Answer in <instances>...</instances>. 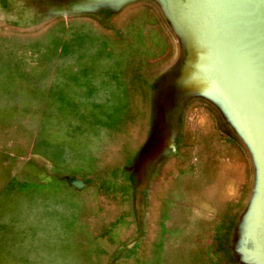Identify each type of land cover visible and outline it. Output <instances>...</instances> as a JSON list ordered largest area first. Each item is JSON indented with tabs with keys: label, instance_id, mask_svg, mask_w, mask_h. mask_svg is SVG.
Segmentation results:
<instances>
[{
	"label": "rangeland",
	"instance_id": "374dc122",
	"mask_svg": "<svg viewBox=\"0 0 264 264\" xmlns=\"http://www.w3.org/2000/svg\"><path fill=\"white\" fill-rule=\"evenodd\" d=\"M0 264H264V0H0Z\"/></svg>",
	"mask_w": 264,
	"mask_h": 264
}]
</instances>
